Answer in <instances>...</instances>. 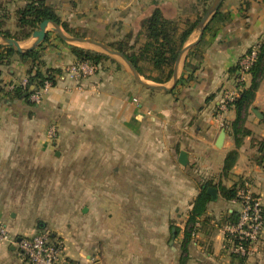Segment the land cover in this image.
<instances>
[{
	"label": "crops",
	"instance_id": "obj_1",
	"mask_svg": "<svg viewBox=\"0 0 264 264\" xmlns=\"http://www.w3.org/2000/svg\"><path fill=\"white\" fill-rule=\"evenodd\" d=\"M25 1L0 0V20L7 26ZM46 2L80 36L107 43L135 34L155 7L169 18L192 17L208 0ZM220 9L228 20L183 54L169 90L142 86L110 57L87 77L60 76L39 103L26 102L8 87L26 77L27 65L16 57L0 65V222L13 236L48 231L78 264H240L224 237L229 214L238 213L240 203L223 199L217 185L242 179L264 207V168L255 161L264 140V63L251 105L242 111L247 133L238 145L230 128L235 109L225 102L241 86L239 59L264 43V0H224ZM47 34L42 69L75 63L72 45L95 50L64 41L51 29ZM18 42L25 49L32 39ZM249 82L246 74L244 87ZM52 124L51 145L69 152L66 157L60 151L67 172H47L53 170L47 139ZM232 150L237 159L224 176L223 161ZM81 157L83 172H75ZM208 181L216 196L186 238L193 199ZM0 264L29 263L13 244L0 242ZM241 264H264V228L257 250Z\"/></svg>",
	"mask_w": 264,
	"mask_h": 264
},
{
	"label": "trees",
	"instance_id": "obj_2",
	"mask_svg": "<svg viewBox=\"0 0 264 264\" xmlns=\"http://www.w3.org/2000/svg\"><path fill=\"white\" fill-rule=\"evenodd\" d=\"M221 5L205 26L203 34L216 31L221 23L228 20L229 16L226 12L221 11ZM13 14L15 30H9L5 26V21L0 20V36L13 38L17 41L27 39L43 20L57 23L71 36H80L74 32L68 22L57 15L54 7L48 4L46 0H26L23 5L16 7ZM190 18V16L169 18L163 15L160 8L155 7L149 15L140 21L139 29L135 33L131 44H129V40L132 37V32H129L122 38L108 42L107 45L121 52L145 80L158 84L166 83L172 78L174 64L179 52L198 24L201 16H198L195 20ZM47 36L48 34L38 46L23 52L17 51L12 45L0 44V65L10 62L15 57L27 65V83L25 86L14 85L10 90L12 97L32 102L30 95L45 80H51L55 84V75L60 73L61 70L58 68H41L43 64L41 60L43 43L47 40ZM70 51L75 56L76 62H87L96 68L103 60L110 58L109 55L103 52L76 45L70 46ZM263 63L264 43L260 44L256 60L248 70V74H250L248 86L244 87V81L239 82L238 85H241L240 94L233 101L227 103L228 107L233 106L235 109L236 117L230 123L235 145L239 144L240 136L247 133V130L242 126V111H245L251 105L263 73ZM236 77L240 76L237 75ZM258 151L259 154L255 161L264 168V140L260 141ZM237 155L236 150H232L226 155L221 169L222 175L227 176L231 173L230 171L237 159ZM211 186L216 185L209 181L202 184L199 193L193 199L186 225V238H190L195 224L205 213L207 204L212 199V195L207 192V189ZM243 187L244 180L242 179H239L231 186L217 185L221 197L225 200H239L238 191ZM229 216L227 219H230L228 224H235L238 219V213H230ZM236 257L239 258L240 264L244 262V258Z\"/></svg>",
	"mask_w": 264,
	"mask_h": 264
},
{
	"label": "built area",
	"instance_id": "obj_3",
	"mask_svg": "<svg viewBox=\"0 0 264 264\" xmlns=\"http://www.w3.org/2000/svg\"><path fill=\"white\" fill-rule=\"evenodd\" d=\"M257 52L258 48L252 47L239 59L238 70L242 76L238 79V83L244 81V76L248 74V70L256 60ZM95 69L94 65L87 62H75L62 69L55 77L57 79L64 76L70 80H77L93 74ZM26 83L27 78L23 77L9 84L8 88L11 90L16 84L25 86ZM53 85L51 80H45L30 95V100L39 103ZM238 89L227 93L226 103L233 101L240 94L241 86H238ZM55 134V125L52 124L47 130V136L51 139ZM238 198L240 203L238 219L235 224H227L224 227V237L227 242L225 247L231 254L246 259L254 254L262 241L264 207L260 196L252 192L248 185L238 191ZM0 242L13 244L29 264H78L65 254L63 242L48 231L16 237L9 232L5 224L0 222Z\"/></svg>",
	"mask_w": 264,
	"mask_h": 264
},
{
	"label": "water",
	"instance_id": "obj_4",
	"mask_svg": "<svg viewBox=\"0 0 264 264\" xmlns=\"http://www.w3.org/2000/svg\"><path fill=\"white\" fill-rule=\"evenodd\" d=\"M223 1L224 0H213L211 2V4L209 5V7L204 12V14L201 16L198 24L196 25V29L198 32L196 39L193 42H190V43L184 45L183 48L181 49V51L179 52L178 58L174 64L173 75H172V78L170 80V85L157 84V83L146 81L143 77H141L138 74V72L136 71L134 66L128 61V59L121 52L111 48L109 45H107L103 42L94 40V39L89 38V37L71 36V35L67 34L65 31H63V29L61 28L60 25H58L57 23L50 21V20H43L42 22L39 23L38 28L36 30H34L33 33L31 34L32 44L28 48H25V49L21 48L19 42L13 38L3 37L2 40H3L4 44L12 45L16 48L17 51L23 52V51L29 50L33 47H36L41 42H43V40L45 39V36L47 34V30L51 29L52 31L56 32L57 35L64 41H67V42L73 43V44H78V45L88 44V45H91L92 47L100 49L105 54H108V55L113 56V57H119V59H121L125 63V65L127 66L128 70L131 73V75L133 76V78L138 83H140L142 86H144L146 88H150V89H156V90H169L177 82V66H178V63H179L181 57L190 47H192L193 45H195L196 43H198L200 41V39L203 35V31H204L205 26L208 24V22L213 17L215 12L219 9V7ZM251 110L254 113H257L256 109L252 108ZM260 116H262V114H260ZM224 135H225V129L222 128L221 132L217 138V143H216L217 147H220L222 145ZM179 162L182 165H185L187 163V157H186V153L184 151H181L179 154ZM216 191L217 190L213 187H209L207 189V192L210 193L212 196H216Z\"/></svg>",
	"mask_w": 264,
	"mask_h": 264
},
{
	"label": "rangeland",
	"instance_id": "obj_5",
	"mask_svg": "<svg viewBox=\"0 0 264 264\" xmlns=\"http://www.w3.org/2000/svg\"><path fill=\"white\" fill-rule=\"evenodd\" d=\"M212 1L213 0H208V2H206L205 4H203V6H200L198 8V10L195 11L196 12V15L195 16H192L190 19L191 20H195L196 18H198V16H202L204 14V12L206 11V9L209 7V5L211 4ZM13 22H14V19L10 20V22H7V26L5 24L6 28H8L11 31H14L15 30V26H14ZM5 23H6V21H5ZM74 32H75V30H74ZM75 33H77V32H75ZM197 33L198 32H197V29L195 27L194 30H193V32H192V36L190 35V38H188L186 44H188L189 43V40H191L193 38V36H196ZM77 34H79V33H77ZM134 35L135 34L132 33V37L129 40V44H131L133 42ZM80 37H85V36H80ZM117 38L118 37H116L115 39H117ZM103 43L107 44L108 42L107 43L106 42H103ZM83 45L84 46H90V47H92L91 45H88V44H83ZM92 48H94L95 50H97L99 52H102L98 48H95V47H92ZM110 57L115 58V60H118L119 62H122L123 64H125L121 59H119V57H113V56H110ZM47 139L49 140L48 142L50 143L48 147H50V150H51V159H52V167H53V170L52 171L48 170L47 172H55L56 170H57L56 172H67L69 170V168H68L69 162H68V160H67L66 157H67V155H68L69 152L66 153L65 146L58 147L57 145H53V144L51 145V142L54 139H49V138H47ZM56 150L59 152L58 154H56V152H57ZM60 151H63L65 153L66 157L65 156L60 157ZM54 157H55V159H54ZM83 163L84 162H83L82 157L79 158L77 161H75V168H76V171L75 172H83L82 171L83 170Z\"/></svg>",
	"mask_w": 264,
	"mask_h": 264
}]
</instances>
